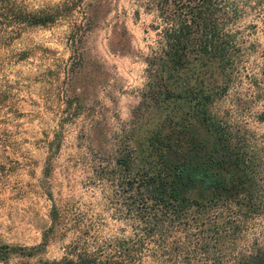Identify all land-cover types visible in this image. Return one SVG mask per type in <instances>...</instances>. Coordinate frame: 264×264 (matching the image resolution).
<instances>
[{
	"label": "trees",
	"instance_id": "1",
	"mask_svg": "<svg viewBox=\"0 0 264 264\" xmlns=\"http://www.w3.org/2000/svg\"><path fill=\"white\" fill-rule=\"evenodd\" d=\"M80 3L0 0V107L5 70L28 55L17 45L25 27L51 24ZM154 7L156 38L143 59L137 107L156 122L143 142L131 133L117 144L110 217L122 224L118 233H103L101 216L69 215L52 203L40 240L0 243L1 264H264V245L249 237L264 213L256 150L215 107L243 58L237 20L246 11L237 0H156ZM71 25L74 42L83 27ZM197 182L196 196H181ZM68 233L59 256L44 255L50 240Z\"/></svg>",
	"mask_w": 264,
	"mask_h": 264
},
{
	"label": "rangeland",
	"instance_id": "2",
	"mask_svg": "<svg viewBox=\"0 0 264 264\" xmlns=\"http://www.w3.org/2000/svg\"><path fill=\"white\" fill-rule=\"evenodd\" d=\"M155 2L81 0L70 15L27 26L17 39L28 55L5 70L0 243L38 242L52 203L69 215L101 216L108 222L103 233H118L122 224L110 217L117 144L131 133L143 142L156 122L137 107L146 80L143 59L156 38ZM237 7L246 11L237 20L243 58L215 107L254 144L264 181V0H237ZM73 21L83 32L71 42ZM200 185L182 189L181 196H196ZM249 231L264 245V213ZM68 238L50 240L44 255L59 256Z\"/></svg>",
	"mask_w": 264,
	"mask_h": 264
},
{
	"label": "clouds",
	"instance_id": "3",
	"mask_svg": "<svg viewBox=\"0 0 264 264\" xmlns=\"http://www.w3.org/2000/svg\"><path fill=\"white\" fill-rule=\"evenodd\" d=\"M54 2H56V0H54Z\"/></svg>",
	"mask_w": 264,
	"mask_h": 264
}]
</instances>
